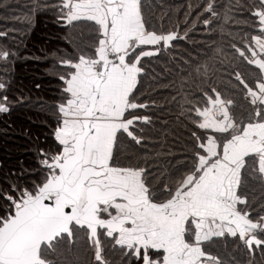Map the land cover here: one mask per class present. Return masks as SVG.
Returning a JSON list of instances; mask_svg holds the SVG:
<instances>
[{"label":"snow or ice","instance_id":"1","mask_svg":"<svg viewBox=\"0 0 264 264\" xmlns=\"http://www.w3.org/2000/svg\"><path fill=\"white\" fill-rule=\"evenodd\" d=\"M49 7L72 29L71 51L57 62L52 143L37 148L34 168L0 179V264H69V254L71 264H224L220 241L264 254V0L190 2L183 25L171 28L146 0ZM213 25L228 40L227 50L213 44L219 82L190 56L195 75L173 97L188 132L181 159L142 166L131 150L152 122L137 96L142 61L188 41L197 26L214 35ZM14 55L0 44L4 66ZM9 87L0 80V113L25 102Z\"/></svg>","mask_w":264,"mask_h":264},{"label":"trees","instance_id":"2","mask_svg":"<svg viewBox=\"0 0 264 264\" xmlns=\"http://www.w3.org/2000/svg\"><path fill=\"white\" fill-rule=\"evenodd\" d=\"M55 2L42 0L40 8L34 10L36 0H9L7 9L0 8V30L10 31L6 39L0 38V44L10 46L15 53L6 66L0 62V80L10 84L9 96L19 98L23 95L25 100L14 104L10 112L0 113V179L9 172H19L21 168H34L37 148H46L52 143V105L59 95L60 83L56 73L61 71L57 62L65 50L71 51L65 36L72 32L57 23L50 7L44 8V3L51 5ZM190 2L196 4L199 0H146L157 21L167 15L166 28L177 23L183 25ZM219 2L226 4L227 0ZM213 30L214 35L206 36L203 28L197 26L188 41L177 40L159 57L142 61L146 72L139 78L137 96H142L141 102L150 105L142 110V114L149 115L152 122L144 126V143L131 146V150L141 157L142 166L145 161L149 162V168L169 163L174 165L181 159L188 132L186 122L178 119L181 109L173 102V97L177 95L181 79L195 75L196 63L207 62L216 72L213 80L219 82L223 70L219 67L213 44L227 50L228 40L221 38L215 25ZM228 30L226 28L225 32ZM179 31L182 36L183 27ZM192 41L200 46L193 49ZM190 56L196 63H187ZM182 71L186 74L184 77ZM129 154V151L122 152V155ZM214 250L219 252L224 264H230V260L234 264H264V254L259 251L253 256L243 249L237 251L231 244L225 246L224 241L215 245ZM73 258L74 254H69V264Z\"/></svg>","mask_w":264,"mask_h":264},{"label":"rangeland","instance_id":"3","mask_svg":"<svg viewBox=\"0 0 264 264\" xmlns=\"http://www.w3.org/2000/svg\"><path fill=\"white\" fill-rule=\"evenodd\" d=\"M41 50H42V48L38 52H40Z\"/></svg>","mask_w":264,"mask_h":264}]
</instances>
